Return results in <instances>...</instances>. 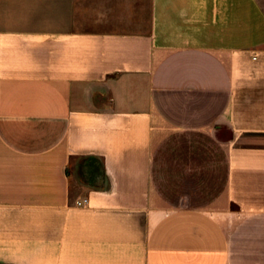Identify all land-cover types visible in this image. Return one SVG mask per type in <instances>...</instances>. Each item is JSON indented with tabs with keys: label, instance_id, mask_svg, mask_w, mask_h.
<instances>
[{
	"label": "crops",
	"instance_id": "0c3cea01",
	"mask_svg": "<svg viewBox=\"0 0 264 264\" xmlns=\"http://www.w3.org/2000/svg\"><path fill=\"white\" fill-rule=\"evenodd\" d=\"M0 264H264V0H0Z\"/></svg>",
	"mask_w": 264,
	"mask_h": 264
},
{
	"label": "built area",
	"instance_id": "2783aa9c",
	"mask_svg": "<svg viewBox=\"0 0 264 264\" xmlns=\"http://www.w3.org/2000/svg\"><path fill=\"white\" fill-rule=\"evenodd\" d=\"M83 200H84V199H82V201H83ZM82 201H79V200H78V201H76V202H77V203H80V202H82Z\"/></svg>",
	"mask_w": 264,
	"mask_h": 264
}]
</instances>
